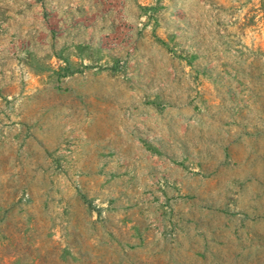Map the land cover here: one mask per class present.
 Wrapping results in <instances>:
<instances>
[{"label": "rangeland", "instance_id": "1", "mask_svg": "<svg viewBox=\"0 0 264 264\" xmlns=\"http://www.w3.org/2000/svg\"><path fill=\"white\" fill-rule=\"evenodd\" d=\"M0 264H264V0H0Z\"/></svg>", "mask_w": 264, "mask_h": 264}, {"label": "crops", "instance_id": "2", "mask_svg": "<svg viewBox=\"0 0 264 264\" xmlns=\"http://www.w3.org/2000/svg\"><path fill=\"white\" fill-rule=\"evenodd\" d=\"M80 1H83L84 2V1H88V0H80Z\"/></svg>", "mask_w": 264, "mask_h": 264}]
</instances>
